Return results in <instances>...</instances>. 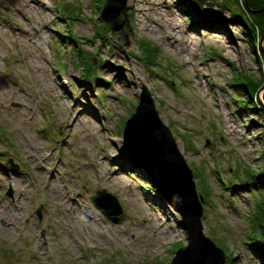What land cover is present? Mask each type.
I'll return each instance as SVG.
<instances>
[{"label": "rangeland", "instance_id": "1", "mask_svg": "<svg viewBox=\"0 0 264 264\" xmlns=\"http://www.w3.org/2000/svg\"><path fill=\"white\" fill-rule=\"evenodd\" d=\"M105 1L0 0V264H171L188 246L181 216L126 157L123 130L142 86L194 173L204 234L227 264H264L253 233L264 199V89L259 102L235 83L238 73L264 82V22L246 0H199L196 23L181 0H139L145 15L128 1L97 40ZM167 19L177 20V37L160 33ZM109 52L124 64L105 77ZM104 190L119 217L92 200Z\"/></svg>", "mask_w": 264, "mask_h": 264}, {"label": "water", "instance_id": "2", "mask_svg": "<svg viewBox=\"0 0 264 264\" xmlns=\"http://www.w3.org/2000/svg\"><path fill=\"white\" fill-rule=\"evenodd\" d=\"M127 3L128 0H106L101 19L109 24L118 23ZM246 8L251 13L264 11L252 10L250 0H246ZM260 45L264 50V36ZM123 140L126 157L159 189L161 199L169 203L182 218L181 226L189 244L176 252L171 264H227L224 250L204 234L203 198L198 195L194 173L170 127L161 120L153 96L146 86H142L139 104L125 123ZM92 200L110 217L123 214L116 197L106 190L98 192Z\"/></svg>", "mask_w": 264, "mask_h": 264}, {"label": "trees", "instance_id": "3", "mask_svg": "<svg viewBox=\"0 0 264 264\" xmlns=\"http://www.w3.org/2000/svg\"><path fill=\"white\" fill-rule=\"evenodd\" d=\"M180 3L183 5L181 7L182 12H186L189 13L188 15L191 17L192 21H194L195 23L197 22V17H194L193 15L190 14V8L193 9H198L201 10L202 3L199 2V0H190L189 3L186 2V0H181ZM250 7L252 10L257 11L260 9H264V0H250ZM75 12V11H74ZM250 15H252V17H254V19H256V21L258 23H260V20H262V22H264V11L261 13H251L249 12ZM66 16H69V19H76L78 16H73L71 14H67ZM126 17V14H125ZM124 17V18H125ZM239 19H243V16L241 15L239 17ZM124 20V19H123ZM106 24L103 22V20L101 19V24L99 26V29L97 30L96 34H95V38L97 40H101L103 38V27ZM247 36H250V34L247 33ZM263 37V36H262ZM254 38V37H253ZM255 39V38H254ZM250 41L253 44V39L252 37H250ZM259 50H261L262 55L264 56V50H262L260 43H259ZM85 52V51H84ZM83 58H86V63L82 62L81 66L85 67V69L87 70V72L89 73V69H90V65L94 63V59L92 58V55L90 52H87V54L85 53L84 56H82ZM149 57V54H148ZM155 57H150L147 58L146 63L148 65H154L155 64ZM85 63V64H83ZM93 69V68H91ZM240 74L242 73H238V75H236V85H238L241 88V91L246 92L248 94V96L251 98V100L255 99V96L258 94V100L259 102H261L260 100V93L261 91L264 89V82L263 83H256L253 79L250 78H246L245 76H241ZM245 75V74H243ZM92 77L90 75H88V79H91ZM259 86V87H258ZM264 95V93H263ZM244 103L247 105H250V103L248 101H244ZM249 103V104H248ZM261 104V103H260ZM262 108L264 109V106L261 104ZM247 107V106H246ZM260 175L264 176V170L261 173H258ZM248 176L251 178H254L255 175L253 174V172H249ZM205 192L209 191V187L207 185L204 186ZM258 211L257 213H255L253 216V219L255 221L254 223V232L256 233L258 231V233H260L261 236V246H257V253L258 255H260L264 262V199L262 198L259 202H258ZM256 236H258V234H256ZM256 239V240H255ZM253 242L256 245L257 244V239L258 237H256ZM232 262V261H230ZM232 264V263H231Z\"/></svg>", "mask_w": 264, "mask_h": 264}, {"label": "bare ground", "instance_id": "4", "mask_svg": "<svg viewBox=\"0 0 264 264\" xmlns=\"http://www.w3.org/2000/svg\"><path fill=\"white\" fill-rule=\"evenodd\" d=\"M129 1V4H132V6L134 7V9L141 15H145L147 13V10L149 11V9H145V3L142 1H139V0H128ZM134 2H136V5H134ZM31 3L34 4L35 6H40V4L42 5V0H31ZM46 7V6H45ZM165 24L168 25V32H166V30L164 29H160V33L161 34H165V33H168L170 34L172 37H177V35L175 34V32L180 28L179 25H178V22L176 19H167L165 21ZM142 25L143 27L145 26L146 27V24H144V22H142ZM148 29V28H147ZM150 30L151 32H156L155 28H151V29H148ZM38 32V31H37ZM182 41V40H180ZM113 49H118V50H125V45L122 44H117V43H113ZM175 50H177L175 48ZM107 60L105 61L106 63V66L104 68V71H103V74L104 76H108L109 74V71L112 69V67L114 66H122L124 64V61L122 60L123 58L120 57V55H118V53H114V52H109L107 55ZM208 77V75H207ZM62 85H64V81L61 82ZM66 98L69 99L68 97V93L66 95ZM220 108V107H219ZM82 120V119H81ZM229 122V125H227V131L229 134H231L232 138H233V141L235 143L238 142V137L240 136V127L238 126V124H236L234 121L230 120L228 121ZM83 123H84V126L87 127L88 126V123H86L83 119ZM256 130V127L253 129V131ZM105 163L103 162V165ZM101 165H102V162H101ZM144 176V175H143ZM67 214L69 216V218H75V220L78 221L79 219V215L78 213L76 212L75 210V207L74 205H71L70 206V210L67 211ZM81 221V220H80ZM84 226V224H83ZM90 228V227H89ZM89 228H85L86 231H89V232H93L95 230H89Z\"/></svg>", "mask_w": 264, "mask_h": 264}]
</instances>
